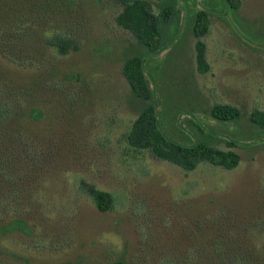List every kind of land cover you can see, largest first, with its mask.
<instances>
[{
	"label": "rangeland",
	"instance_id": "374dc122",
	"mask_svg": "<svg viewBox=\"0 0 264 264\" xmlns=\"http://www.w3.org/2000/svg\"><path fill=\"white\" fill-rule=\"evenodd\" d=\"M148 1L157 13L159 0ZM122 9L0 0V264H264V137L246 119L264 111V0H237L234 10L178 0V33L145 57L162 130L183 142L194 123L230 135L241 157L230 170L186 171L128 143L139 104L122 66L140 48L116 22ZM197 10L210 13L204 74L187 26ZM54 35L77 48L59 53ZM214 103L243 118L215 121ZM85 184L111 193L112 209L99 211ZM14 218L30 233L4 231Z\"/></svg>",
	"mask_w": 264,
	"mask_h": 264
},
{
	"label": "trees",
	"instance_id": "16d2710c",
	"mask_svg": "<svg viewBox=\"0 0 264 264\" xmlns=\"http://www.w3.org/2000/svg\"><path fill=\"white\" fill-rule=\"evenodd\" d=\"M114 1L123 5L116 17L117 24L133 34L140 48L138 53L125 58L122 66V74L130 87L131 95L139 104L138 115L127 134L128 143L135 149L144 150L152 157L168 161L186 171L194 170L201 163L227 170L235 168L241 157L232 149V146H238V141L230 135L222 138L213 129H206L193 122L194 138L183 142L168 135L160 126L154 95L145 73V57L160 51L178 33L181 21L180 11L177 9L178 0H159L157 13L153 11L148 0ZM222 1L227 8L236 9L237 0ZM187 26L195 39L196 70L201 74L207 73L210 64L206 56L207 45L204 37L210 30V13L197 10L189 16ZM49 43L61 54L68 53L70 47L77 48L75 45L71 46V40L63 35L52 36ZM166 103H171L168 97L163 99V104ZM164 109L163 114L166 113ZM4 111L6 112V108ZM180 112L178 109L174 111L175 120ZM30 114L38 117L41 111L31 108ZM209 116L222 124L237 123L243 118L242 111L229 103H214L209 109ZM246 119L256 136L264 137V111L255 108L247 114ZM222 143H225L224 147L220 146ZM84 190L99 211L112 209L111 193L92 184H85ZM1 227L4 231L20 230L30 233L29 227L21 218H14Z\"/></svg>",
	"mask_w": 264,
	"mask_h": 264
}]
</instances>
